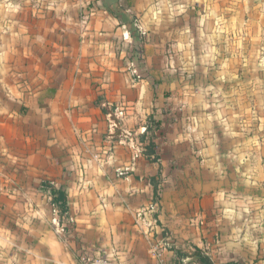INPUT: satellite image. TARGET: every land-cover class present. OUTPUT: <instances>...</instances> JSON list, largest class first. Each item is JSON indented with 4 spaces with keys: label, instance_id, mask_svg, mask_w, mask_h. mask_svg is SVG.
Segmentation results:
<instances>
[{
    "label": "crops",
    "instance_id": "obj_1",
    "mask_svg": "<svg viewBox=\"0 0 264 264\" xmlns=\"http://www.w3.org/2000/svg\"><path fill=\"white\" fill-rule=\"evenodd\" d=\"M153 246L264 264V0H0V264Z\"/></svg>",
    "mask_w": 264,
    "mask_h": 264
},
{
    "label": "trees",
    "instance_id": "obj_2",
    "mask_svg": "<svg viewBox=\"0 0 264 264\" xmlns=\"http://www.w3.org/2000/svg\"><path fill=\"white\" fill-rule=\"evenodd\" d=\"M107 8V7H106ZM111 11V9H109ZM133 19V18H132ZM130 21L131 24H133V21ZM130 34L133 38H139V32L136 28H132L129 26ZM140 39V38H139ZM159 124L158 121H154L150 119V125L148 127V130H150L152 127H157ZM154 143L150 142L147 146V150L150 153H153ZM42 187L44 189H47L50 192L51 195V204L57 209L60 216H67L68 212V205H67V195L64 189H55L53 186H51L48 182H44L42 184ZM155 197L158 198L157 191L154 192ZM195 257L198 258L199 264H210L208 258L204 257L202 253L198 250L194 251Z\"/></svg>",
    "mask_w": 264,
    "mask_h": 264
},
{
    "label": "built area",
    "instance_id": "obj_3",
    "mask_svg": "<svg viewBox=\"0 0 264 264\" xmlns=\"http://www.w3.org/2000/svg\"><path fill=\"white\" fill-rule=\"evenodd\" d=\"M65 227L61 226V231H64ZM162 247H152V253L156 256L159 264H163ZM75 264H120L118 257L108 256L107 254L90 255L89 253H81L77 256ZM192 264H199L193 262Z\"/></svg>",
    "mask_w": 264,
    "mask_h": 264
},
{
    "label": "rangeland",
    "instance_id": "obj_4",
    "mask_svg": "<svg viewBox=\"0 0 264 264\" xmlns=\"http://www.w3.org/2000/svg\"><path fill=\"white\" fill-rule=\"evenodd\" d=\"M107 4L109 5L108 6L109 8L119 9V6L116 3H114L113 1H111V2L108 1Z\"/></svg>",
    "mask_w": 264,
    "mask_h": 264
}]
</instances>
